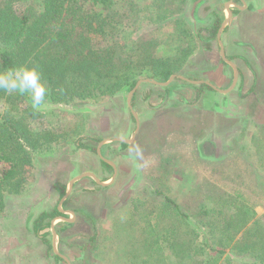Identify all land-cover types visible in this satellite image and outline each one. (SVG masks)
<instances>
[{
    "label": "rangeland",
    "instance_id": "1",
    "mask_svg": "<svg viewBox=\"0 0 264 264\" xmlns=\"http://www.w3.org/2000/svg\"><path fill=\"white\" fill-rule=\"evenodd\" d=\"M163 1L114 0L115 8L128 14L121 32L123 40L131 45L139 39H157L158 54L174 55L179 42L171 38L173 17L155 23L154 10L162 3L175 5L176 11L182 10L176 16L186 20L198 42V48L177 75L231 90L225 95L206 83L181 78L165 87L143 83L132 97L140 128L130 143L114 139H131L135 134L137 123L128 106L131 90L93 100L77 99L67 107L44 104L41 117L26 124L31 131L62 132L78 121L85 144L96 151L59 144L53 150L34 154L33 165L23 175L21 193L5 198L0 215V264H67L56 257L51 225L38 233L34 224L40 214L59 205L61 187L66 185L67 191L76 176L91 172L104 182L112 180L115 169L108 162L112 169L102 164L98 148L102 157L116 167L114 181L106 189L90 176L76 181L61 206L73 221L55 220L57 250L71 264H120L117 259L122 244H115L106 255H101L95 245L83 248L90 243L93 225L98 230V247L104 251L118 230H126L128 240L142 247L150 231L149 213L137 211L134 205L148 203L154 197L160 200L157 190L174 199L188 217L178 227L179 241L195 239V261H181L170 253L166 258L171 264H244L245 258L231 249L215 258L202 251L211 242L204 222L217 205L214 195L227 193L242 197L248 211L252 209L249 225L255 221L264 225V0H245L247 6L231 17L221 33L224 54L239 70L234 87V68L223 60L218 37L209 31L216 20L212 11L216 0H187L182 9L175 0ZM28 6L27 2L17 3L18 14H24ZM218 16L223 23L228 12L219 11ZM95 39L102 41L101 37ZM6 167L5 162H0V175ZM159 215L157 210L150 217L152 224ZM69 223L74 227L67 228ZM162 228L158 226L156 231ZM42 234H46L47 242ZM150 239L153 249L148 260L159 264V255L169 247L159 234L154 233ZM127 262L134 263L132 258Z\"/></svg>",
    "mask_w": 264,
    "mask_h": 264
},
{
    "label": "trees",
    "instance_id": "2",
    "mask_svg": "<svg viewBox=\"0 0 264 264\" xmlns=\"http://www.w3.org/2000/svg\"><path fill=\"white\" fill-rule=\"evenodd\" d=\"M175 1L179 2L181 9L187 2ZM19 2L29 3L27 11L21 15L16 10ZM156 8L155 23L173 17L175 27L171 38L179 42L174 55L158 54L157 39H139L131 45L125 42L121 32L128 14L116 9L114 0H0V67L23 63L38 67L49 89L45 104L60 107L70 106L77 99L93 100L116 95L125 89L132 90L144 78L167 81L173 74H179L198 48V42L186 20L181 15L176 16L182 10L178 12L175 5L166 3ZM238 11L234 10V13ZM221 24L217 15L209 28L211 35H217ZM96 37H101L102 41L97 42ZM41 111L42 108L34 110L26 96H9L0 92V162L7 164L0 175V215L5 209L6 195L21 193L25 182L23 175L33 165L37 151H50L59 144H74L78 148L96 151L94 146L85 144L82 124L78 121L70 130L62 132L31 131L26 124L41 117ZM102 164L112 169L107 162L102 161ZM65 193L66 185H63L60 197ZM158 194L160 200L154 197L148 203L134 205L137 211L141 209L149 213V237L142 247L137 248L135 240H128L130 234L126 230H118L104 251L98 247V230L93 225L90 243L83 248L95 245L101 255H106L107 251L114 250L115 244H122V253L117 259L120 264H128L127 258H132L133 264H151L148 260L153 249L150 236L156 233L169 247V252L159 255V264H171L169 257L166 258L170 253L181 261L194 260L195 239L179 241L178 227L186 222L187 215L174 199L157 190ZM212 199L217 205L210 209L211 215L204 222L209 227L212 243H206L202 251L215 258L231 249L245 258L244 264H264V225L257 221L249 225L253 211H248L250 208L245 200L227 193L214 195ZM157 210L160 215L152 224L150 217ZM62 215L58 204L43 212L35 221V231L40 233L45 225H51L52 219ZM134 221L132 219L131 223ZM131 223L123 225L130 226ZM74 225L69 223L67 228ZM158 226L163 228L156 231ZM42 238L47 242L46 234H42ZM142 256L145 257L143 261ZM194 261L186 264H194Z\"/></svg>",
    "mask_w": 264,
    "mask_h": 264
},
{
    "label": "water",
    "instance_id": "3",
    "mask_svg": "<svg viewBox=\"0 0 264 264\" xmlns=\"http://www.w3.org/2000/svg\"><path fill=\"white\" fill-rule=\"evenodd\" d=\"M243 2V1H242ZM244 3V2H243ZM233 5V6H236V7H239V8H242L241 6H238V4L236 2H227L223 7L226 8L228 10V17L225 19V21L221 24V27L218 31V34H217V37H218V40H219V44H220V48H221V54H222V58L223 60H225L226 62H228L229 64L232 65V67L234 68V72H235V76H234V83H233V87L236 85L237 81H238V77H239V70L238 68L236 67V65L227 59V57L225 56L224 54V45H223V42L221 40V33L223 31V29L225 28V26L228 24V22L230 21L231 17H232V10L230 9V6ZM245 5V3L243 4V6ZM175 78H181V79H184V80H187L191 83H195V84H199V83H206L208 84L209 86H211L212 88H214L215 90H218L222 93H228L231 89H228V90H221L219 89L216 85L208 82V81H195V80H190L182 75H177V74H173L167 81L165 82H160V81H157L155 79H151V78H144V79H140L137 84L135 85V87L129 92V95H128V106L130 107V109L132 110L133 114H134V117L136 119V123H137V127H136V130H135V134L133 135V137L131 139H126V138H117V139H114L116 141H120V142H125V143H130L133 141V139L136 137V134L138 133V130L140 128V121H139V118H138V115L136 113V111L133 109L132 107V97L134 95V93L136 92V90L143 84V83H153V84H156V85H159V86H168ZM104 142H101V145L103 144ZM97 152L98 154L101 156V159L104 160L105 162H108L110 164H112V166L114 167L115 169V173L112 177V180L110 182H104L102 180H100L94 173H91V172H87V173H84V174H81L79 176H76L75 178H73L69 184V187H68V190L66 191L65 195L62 197L60 203H59V210L63 213L62 216H59L57 218H54L51 222V227H52V231H53V248H54V251L56 253V255L60 256L61 258H63L67 264H71L70 263V260L63 254H61L58 250H57V232L54 230V226H55V220L56 219H61V220H65V221H68V222H72L73 219L72 218H69V217H66L65 216V213H68V211L66 210H63V208L61 207L64 203V201L67 199V197L70 195L71 191H72V188L74 186V183L78 180H80L81 178L83 177H86V176H90L92 177L98 184L102 185V186H107L109 185L112 181H114L115 179V176H116V167L115 165L108 159L102 157L101 155V152H100V148L97 149ZM72 213V215L75 216V212L74 211H70Z\"/></svg>",
    "mask_w": 264,
    "mask_h": 264
},
{
    "label": "clouds",
    "instance_id": "4",
    "mask_svg": "<svg viewBox=\"0 0 264 264\" xmlns=\"http://www.w3.org/2000/svg\"><path fill=\"white\" fill-rule=\"evenodd\" d=\"M0 92L13 96H26L34 110H39L47 102L49 89L41 72L28 63L0 67Z\"/></svg>",
    "mask_w": 264,
    "mask_h": 264
},
{
    "label": "crops",
    "instance_id": "5",
    "mask_svg": "<svg viewBox=\"0 0 264 264\" xmlns=\"http://www.w3.org/2000/svg\"><path fill=\"white\" fill-rule=\"evenodd\" d=\"M242 1L245 3L244 6H243V5H240V3H243ZM227 2H236V1H235V0H227V1L224 2V3H221V2H218V0H216V2H214V6H213V8H212V11L216 14L215 16L218 15V12H219V11H227V12H228V10H227L226 8L223 7ZM236 3L238 4V6H241L242 8H239V7H236V6L231 5V6H230V9H231L232 12H233L232 16L235 14V13H234V10H243V9L247 6L245 0H239V2H236ZM244 3H243V4H244ZM228 15H229V13H228ZM213 23H214V22H213ZM163 87H165V86H163ZM228 93H229V92H228ZM228 93H223V94L227 95ZM138 111H139V110H138ZM139 112H140V111H139ZM134 139H135V138H134Z\"/></svg>",
    "mask_w": 264,
    "mask_h": 264
}]
</instances>
